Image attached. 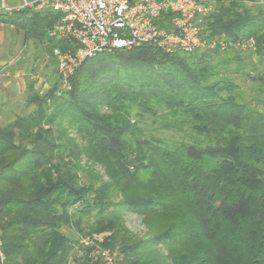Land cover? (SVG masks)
<instances>
[{
  "label": "trees",
  "instance_id": "obj_1",
  "mask_svg": "<svg viewBox=\"0 0 264 264\" xmlns=\"http://www.w3.org/2000/svg\"><path fill=\"white\" fill-rule=\"evenodd\" d=\"M247 4L218 0L206 18L203 38L225 50L119 49L86 60L69 90L30 91L31 111L0 126L7 264H107L98 249L115 264H264V72L251 100L221 76L251 38L264 65V8ZM30 13L23 28L49 53L75 49L48 36L59 14Z\"/></svg>",
  "mask_w": 264,
  "mask_h": 264
},
{
  "label": "built area",
  "instance_id": "obj_2",
  "mask_svg": "<svg viewBox=\"0 0 264 264\" xmlns=\"http://www.w3.org/2000/svg\"><path fill=\"white\" fill-rule=\"evenodd\" d=\"M225 1L247 3V0ZM216 3L209 0H24L21 5H11L7 0H0V13L45 8L60 15L48 35L75 46V49L54 51L62 89L69 90L71 77L86 60L119 49L149 45L168 54L225 50L232 44L224 38L206 40L202 36L206 18L215 10ZM162 22L171 29L162 27ZM236 46L242 51H253L256 41L251 38ZM94 256L102 257L107 264L116 262V255H111L109 250L98 249ZM0 264H7L1 233Z\"/></svg>",
  "mask_w": 264,
  "mask_h": 264
},
{
  "label": "crops",
  "instance_id": "obj_3",
  "mask_svg": "<svg viewBox=\"0 0 264 264\" xmlns=\"http://www.w3.org/2000/svg\"><path fill=\"white\" fill-rule=\"evenodd\" d=\"M7 1L11 5H21L24 2V0ZM248 3L250 7L264 8L262 6L264 4L259 0H251ZM23 10L0 13V118L12 120L16 115H20L21 112L18 111L21 109L24 113L31 111L27 107L30 91L47 92L53 85L54 74L58 73L57 58L49 53L47 42L39 41L34 37L33 32L23 28L26 20L21 14ZM48 11L51 10L30 9L28 16H31L30 12L45 14ZM31 56L30 70H27L26 58Z\"/></svg>",
  "mask_w": 264,
  "mask_h": 264
},
{
  "label": "rangeland",
  "instance_id": "obj_4",
  "mask_svg": "<svg viewBox=\"0 0 264 264\" xmlns=\"http://www.w3.org/2000/svg\"><path fill=\"white\" fill-rule=\"evenodd\" d=\"M215 1L216 0H214L213 2H215ZM248 2H249V0H247V3ZM259 2L264 4V0H259ZM247 5L251 6V5H249V3ZM262 6H264V5H262ZM258 7H261V6H258ZM251 8H254V7H251ZM219 39H221V38H219ZM248 49H250V48H248ZM248 49H245V50H248ZM256 50H257V44H256ZM256 50H254V49H253V51L248 50V52L245 51V53H242V58H243L242 63L233 62L232 64L223 68V70H225L226 72H224V75H221L222 77H225V76L229 77L235 84H237L239 86V89L242 91L246 100H251L254 97L260 96L259 95L260 92L258 91L259 84L254 79H256L259 74L264 72V65L260 64L258 57L256 55V52H257ZM31 59H32V56L26 58L27 70H30ZM214 63H217V60ZM253 65H254V67H256V69H257L256 71H253ZM246 73H250V76H247ZM59 81H61L60 77H59V73L54 74L52 84H54L55 82H59ZM261 109L264 110V107H261ZM20 112L24 113V111L22 109L18 111V113H20ZM25 113H28V112H25ZM10 121H12V119L0 118V126H4L5 124L9 123ZM161 125H162L161 122L158 121V122L154 123V121L152 119H149V120H146L144 123H142L141 127L144 129H147L151 132V130H162ZM154 133H155V135L162 137L163 139H172L175 137V135H173V133H167L166 135H161L162 134L161 131L159 133H157V132H154ZM73 136L77 137L75 134ZM86 163H87V161L85 159H83V166H85ZM92 168L95 171V173H99V174L103 175V170L100 166L94 165V166H92ZM124 219H125L127 227L135 236H137L139 238L147 237V229L145 228V226L143 225V223L139 217L135 216L134 214H132L130 212H125L124 213ZM72 232L75 235H77V237H80L78 235L79 233L76 230H73ZM116 259L117 258H115V260Z\"/></svg>",
  "mask_w": 264,
  "mask_h": 264
}]
</instances>
